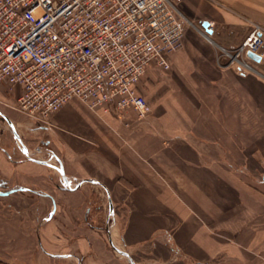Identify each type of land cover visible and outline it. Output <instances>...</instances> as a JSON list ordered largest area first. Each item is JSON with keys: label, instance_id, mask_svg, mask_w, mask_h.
Masks as SVG:
<instances>
[{"label": "crops", "instance_id": "obj_1", "mask_svg": "<svg viewBox=\"0 0 264 264\" xmlns=\"http://www.w3.org/2000/svg\"><path fill=\"white\" fill-rule=\"evenodd\" d=\"M180 11L182 47L146 75L144 118L72 101L42 124L0 87V182L33 192L0 187V264H128L111 241L136 264H264V63L241 73L223 53L264 28V0ZM8 121L30 157L51 153L73 187L93 182L61 189L52 167L17 157Z\"/></svg>", "mask_w": 264, "mask_h": 264}, {"label": "built area", "instance_id": "obj_2", "mask_svg": "<svg viewBox=\"0 0 264 264\" xmlns=\"http://www.w3.org/2000/svg\"><path fill=\"white\" fill-rule=\"evenodd\" d=\"M182 2L0 0V87L19 89L9 106L42 124L72 101L96 115L133 109L144 118L147 72L170 71L182 47ZM213 26L211 34L200 30L211 43ZM223 53L239 72L252 71L264 63V28L252 27L241 45Z\"/></svg>", "mask_w": 264, "mask_h": 264}, {"label": "water", "instance_id": "obj_3", "mask_svg": "<svg viewBox=\"0 0 264 264\" xmlns=\"http://www.w3.org/2000/svg\"><path fill=\"white\" fill-rule=\"evenodd\" d=\"M209 27H210V23H209V22H203V23H202V28L205 29L209 34H211L212 31L208 30ZM248 57L251 58L252 60H254V61L257 62V63H260V62H261L260 57L257 56V55H255V54H253V53H249V54H248ZM0 115H1V113H0ZM8 123H9V126H10V128H11V131H12V133H13L14 142H15L16 147L19 149V151L23 154V156H24L27 160H29V161H31V162H34V163H37V164H40V165H44V166H48V167H52V168H56V169L59 171V173H60V175H61V180H62V182H61V186H60L61 189H63V190H77V189L80 187L81 184H83V183H85V182H93V181H81L78 185H76V186L73 187V186L70 184V182H69V180L67 179V177L64 175V172H63V170H62V165H61V163H59L58 165H52V164L43 163V162H38V161L34 160L32 157H30V156L28 155V152H26V151L23 149L21 138H20V136H19V134H18L16 128L14 127V125H13L10 121H8ZM263 180H264V178H263ZM109 202H110V201H109ZM113 215H114V210H113V207H112V205H111V203H110V205H109V216L111 217V216H113ZM110 217H109V218H110ZM110 245H111V247L113 248V250H114L118 255L124 256V257H126V258L128 259V264H136V263H135V262H134V261L128 256V254H126V253L122 252L121 250H119V249H118V248L112 243V241H111Z\"/></svg>", "mask_w": 264, "mask_h": 264}, {"label": "rangeland", "instance_id": "obj_4", "mask_svg": "<svg viewBox=\"0 0 264 264\" xmlns=\"http://www.w3.org/2000/svg\"><path fill=\"white\" fill-rule=\"evenodd\" d=\"M150 71V70H149ZM148 71V72H149ZM148 72H147V74H148ZM146 74V75H147ZM1 111V110H0ZM7 131H8V139H9V143L11 142V149L14 151V152H16V155H19V156H17V157H20V152H19V150L17 149V147H16V145H15V142H14V137H13V133H12V131H11V129H10V127L7 125ZM44 145V144H43ZM44 146H46V145H44ZM41 147H39L37 150H39ZM27 152V151H26ZM39 155H41V156H39ZM37 154V153H33L32 154V158L34 159V160H36V161H38V162H43V163H48V164H51V163H56L55 162V160L52 158V154L51 153H47L46 152V154ZM23 159V158H22ZM21 159V160H22ZM24 160V159H23ZM48 171L53 175V177H55L56 179H57V181H56V183H57V185H59V187L61 186V182H62V180H61V178H60V174H59V171L56 169V168H51V169H48ZM260 178V180H263V178H264V175H262V176H260L259 177ZM1 184V188H5L6 189V191H7V193H9L8 191H13V190H15L16 192L17 191H23V192H27L28 191V193H33L32 192V190L31 189H29V188H24V187H22L23 185H20V186H14V185H10L9 184V182H7V181H1L0 182ZM95 193V192H94ZM96 194V193H95ZM96 197H98L97 195H96ZM103 211H104V208H103Z\"/></svg>", "mask_w": 264, "mask_h": 264}]
</instances>
